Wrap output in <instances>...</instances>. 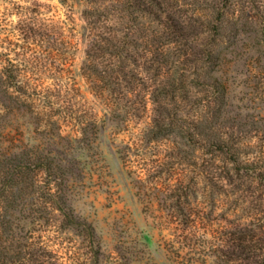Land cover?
Listing matches in <instances>:
<instances>
[{"label":"trees","instance_id":"obj_1","mask_svg":"<svg viewBox=\"0 0 264 264\" xmlns=\"http://www.w3.org/2000/svg\"><path fill=\"white\" fill-rule=\"evenodd\" d=\"M192 1L86 0L90 34L81 72L91 94L102 99L101 117L91 105L56 100L81 99L72 74L75 46L63 20L55 46L47 42L46 53L35 57L37 62L52 58L56 67L29 71L14 57L0 67V165L8 166L0 173H7L10 183L0 187L6 202L0 207V264H58L51 245L21 226L27 219L35 222L36 208L16 203L26 200L29 171L42 172L46 203L38 219L47 231L59 221L95 234L72 205L73 180L80 176L75 165L97 146L104 117L117 130L126 129L149 104L146 140L172 136L184 147L178 150L191 173L182 195L198 196L202 190L234 197L237 223L225 240L230 248L220 249L222 263L264 264V116L243 115L246 107L231 99L232 82L223 75L227 49L245 31L228 3L214 7L211 23L203 22L201 7ZM29 133L38 143L27 149ZM178 211L171 214L172 225L190 240L200 212Z\"/></svg>","mask_w":264,"mask_h":264},{"label":"rangeland","instance_id":"obj_2","mask_svg":"<svg viewBox=\"0 0 264 264\" xmlns=\"http://www.w3.org/2000/svg\"><path fill=\"white\" fill-rule=\"evenodd\" d=\"M192 2L201 7L203 22L212 23L214 7L224 3L239 18L245 33L239 34L227 49L228 63L223 66V75L232 82L231 99L246 107L243 115L264 116V0ZM86 8V0H0V67L13 57L29 71L56 67L58 62L52 58L37 62L35 57L43 56L47 42L55 46L63 20L75 46L72 74L81 99L56 100L91 105L101 117L106 111L102 99L91 94L81 72L90 34L84 15ZM43 81L53 82L44 78ZM148 108L141 119L126 129L117 130L104 117L105 129L99 133L97 146L81 157L83 164L75 165L80 176L73 180L72 205L78 217L93 225V236L66 228L59 221H54L47 231L38 219L40 208L46 203L42 172H28L26 200L18 198L16 203L35 207V222L27 219L21 226L51 245L58 254V264H224L222 251L231 244L225 240L230 239L237 223L234 197L217 192L207 196L200 189L198 196L182 195L191 173L185 154L178 150L184 151V147L172 136L156 142L146 140L144 134L151 124L150 104ZM34 138L30 133L25 136L27 149L38 143ZM8 177L7 173H0V187H10ZM179 191L180 195L175 196ZM0 207H6L1 198ZM178 210L200 212V223L190 240L184 238L188 233L172 225L171 214Z\"/></svg>","mask_w":264,"mask_h":264}]
</instances>
